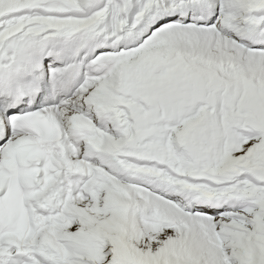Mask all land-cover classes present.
<instances>
[{
	"label": "snow or ice",
	"instance_id": "snow-or-ice-1",
	"mask_svg": "<svg viewBox=\"0 0 264 264\" xmlns=\"http://www.w3.org/2000/svg\"><path fill=\"white\" fill-rule=\"evenodd\" d=\"M0 264H264V0H0Z\"/></svg>",
	"mask_w": 264,
	"mask_h": 264
}]
</instances>
